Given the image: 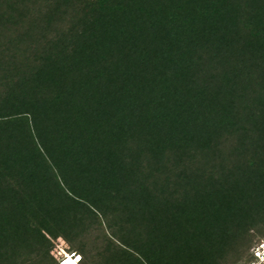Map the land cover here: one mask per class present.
I'll return each instance as SVG.
<instances>
[{"label": "trees", "instance_id": "16d2710c", "mask_svg": "<svg viewBox=\"0 0 264 264\" xmlns=\"http://www.w3.org/2000/svg\"><path fill=\"white\" fill-rule=\"evenodd\" d=\"M248 264L264 242V0H0V264Z\"/></svg>", "mask_w": 264, "mask_h": 264}, {"label": "built area", "instance_id": "2783aa9c", "mask_svg": "<svg viewBox=\"0 0 264 264\" xmlns=\"http://www.w3.org/2000/svg\"><path fill=\"white\" fill-rule=\"evenodd\" d=\"M58 243L54 242L51 255L60 261V264H79L78 261L82 260L81 256L71 253L66 248L65 241L58 239ZM252 256V260L248 264H264V242L257 244L252 249Z\"/></svg>", "mask_w": 264, "mask_h": 264}, {"label": "rangeland", "instance_id": "374dc122", "mask_svg": "<svg viewBox=\"0 0 264 264\" xmlns=\"http://www.w3.org/2000/svg\"><path fill=\"white\" fill-rule=\"evenodd\" d=\"M62 240V239H61ZM54 242H56V243H58V240H55ZM59 244V243H58ZM66 248L67 249H69V251H70V247H69V245L66 243Z\"/></svg>", "mask_w": 264, "mask_h": 264}, {"label": "clouds", "instance_id": "9594fccd", "mask_svg": "<svg viewBox=\"0 0 264 264\" xmlns=\"http://www.w3.org/2000/svg\"><path fill=\"white\" fill-rule=\"evenodd\" d=\"M78 263L80 264V263H81V261H78Z\"/></svg>", "mask_w": 264, "mask_h": 264}]
</instances>
